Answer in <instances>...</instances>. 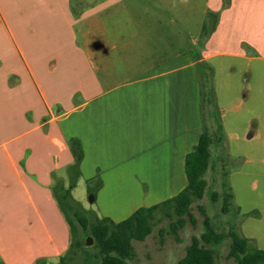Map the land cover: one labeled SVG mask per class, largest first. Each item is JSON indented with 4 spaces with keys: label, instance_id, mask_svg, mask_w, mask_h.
<instances>
[{
    "label": "crops",
    "instance_id": "crops-1",
    "mask_svg": "<svg viewBox=\"0 0 264 264\" xmlns=\"http://www.w3.org/2000/svg\"><path fill=\"white\" fill-rule=\"evenodd\" d=\"M146 2L0 0V264H47L66 252L53 186L65 185L72 139L80 177L100 196L114 186L136 195L131 213L185 188V157L207 129L201 85L177 20L147 12ZM224 9L221 19L263 40L264 0Z\"/></svg>",
    "mask_w": 264,
    "mask_h": 264
},
{
    "label": "rangeland",
    "instance_id": "rangeland-1",
    "mask_svg": "<svg viewBox=\"0 0 264 264\" xmlns=\"http://www.w3.org/2000/svg\"><path fill=\"white\" fill-rule=\"evenodd\" d=\"M146 1H150L145 5L147 12L177 20L178 46L191 50L189 58L195 61L191 70L202 90L204 125L216 141L210 146L204 197L191 204L194 225L186 219L176 241L168 233L170 221L158 213L152 233L142 242L132 241L133 256L128 263L175 264L183 257L191 238L199 237L204 231L205 216L216 231L227 233L233 229L248 239L251 246L264 250V53L251 48L249 39L251 36L255 39L248 26H236L231 17L220 18L228 0H221L216 12L212 10L217 5L214 0ZM258 36L263 40H255L256 43L264 44V36ZM220 125L222 130L217 129ZM63 176L64 188L69 189L68 168L63 170ZM58 187L59 184L53 186L56 190ZM97 191L96 181L88 182L80 177L70 190V197L86 212L84 215L107 217L114 222L127 217L141 203L136 195L130 198L121 186H114L106 197ZM225 193L232 195L226 211ZM56 195L61 197L60 192ZM74 225L75 239L81 248L67 264H82L85 254L94 257L95 240L89 228L83 230L76 221ZM88 237L90 245L86 244ZM228 244L229 239H225L217 247L216 264H235L226 258ZM56 262L51 259L47 264Z\"/></svg>",
    "mask_w": 264,
    "mask_h": 264
},
{
    "label": "trees",
    "instance_id": "trees-1",
    "mask_svg": "<svg viewBox=\"0 0 264 264\" xmlns=\"http://www.w3.org/2000/svg\"><path fill=\"white\" fill-rule=\"evenodd\" d=\"M212 137L206 128L199 136L194 149L185 157V176L187 184L177 195L164 200L150 207H140L132 212L127 218L114 222L107 217L97 218L92 214L84 215L86 212L81 206L70 197V190L75 186L76 180L80 177V162L82 150L77 140L69 142V148L73 155L74 162L70 167L71 183L69 189L59 185L58 189L53 188L59 209L63 214L70 232V243L65 255L60 256L55 264H67V260L76 256L81 245L75 239L77 234L74 221L83 230L89 228L91 236L94 238V257L85 254L82 264H129L128 260L133 256L132 241L142 242L150 235L154 228L155 218L158 213H163V217L169 222L168 233L176 241H179L178 230L182 229L186 219L194 225L195 219L191 214V204L195 200L204 197L207 182L204 175L209 168L210 145ZM90 182V180H87ZM57 192L61 193L58 197ZM214 195V194H213ZM232 198L230 193H225L223 197L224 211ZM204 231L199 237L193 236L189 245L185 248V253L175 264H216L217 247L225 240L229 239L227 259H232L235 264H264V250L251 246L248 239L240 236L233 229L227 233L216 231L210 225L208 217H204ZM37 264H46L37 262Z\"/></svg>",
    "mask_w": 264,
    "mask_h": 264
},
{
    "label": "water",
    "instance_id": "water-1",
    "mask_svg": "<svg viewBox=\"0 0 264 264\" xmlns=\"http://www.w3.org/2000/svg\"><path fill=\"white\" fill-rule=\"evenodd\" d=\"M92 201H93V197H90V202H92ZM86 244L87 245L91 244V239L89 237L86 239Z\"/></svg>",
    "mask_w": 264,
    "mask_h": 264
}]
</instances>
